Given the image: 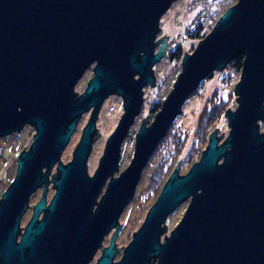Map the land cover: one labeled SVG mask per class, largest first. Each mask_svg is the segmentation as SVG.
Returning a JSON list of instances; mask_svg holds the SVG:
<instances>
[{"label": "water", "instance_id": "1", "mask_svg": "<svg viewBox=\"0 0 264 264\" xmlns=\"http://www.w3.org/2000/svg\"><path fill=\"white\" fill-rule=\"evenodd\" d=\"M175 1L0 0V138L25 125L35 128L2 195L0 229L6 219L15 222L8 248L30 194L41 187L18 248L37 247L39 255L63 264L89 261L113 230L97 264H264V0H237L183 55L173 88L148 125L143 118L132 158L119 170L121 144L141 111L144 87L155 84L153 66L164 56L166 42L156 51L167 39L156 41L159 20ZM236 59H242L241 80L233 90L236 109L225 111L228 136L220 142L216 128L185 174H179L180 161L174 166L113 262L118 221L156 146L202 81ZM91 67L92 77L77 94L74 87ZM112 94L123 98V113L90 175L96 120ZM86 112L64 164L61 155ZM50 181L55 192L47 204ZM188 199L170 235L159 241L165 219Z\"/></svg>", "mask_w": 264, "mask_h": 264}, {"label": "rangeland", "instance_id": "2", "mask_svg": "<svg viewBox=\"0 0 264 264\" xmlns=\"http://www.w3.org/2000/svg\"><path fill=\"white\" fill-rule=\"evenodd\" d=\"M237 0H177L175 1L167 12L160 18L159 27L160 30L156 35V41L166 36L165 41H158L156 51L160 49L162 43L166 42L164 48V56L159 62L153 66V73L155 77V84L146 85L143 89V100L141 111L136 116L133 125L130 126L128 134L123 140L121 147V153L119 158V170L122 171L130 162L135 144V134L138 130V126L145 118L146 123H150L155 113L151 109L156 104H161L167 94L173 88V84L181 71L182 59L171 61L168 59L169 51L175 50L177 47H181L183 53H191L195 49L199 41L210 32L216 21L219 19L218 14L230 5L236 3ZM232 6V5H231ZM201 27V33L199 38H193L190 35L194 33V29ZM91 68H89L83 77L78 81L75 91L77 94H81L85 89L88 79L92 76ZM241 80V71L234 70L233 66L225 67L221 71H216L210 78L205 79L198 86L197 90L184 102L182 106V112L171 124L169 131L165 137L161 140L151 158L149 159L146 167L142 172L141 179L135 189V194L131 202L123 210V213L119 219L120 229L117 232V243L120 248L118 252H122L125 247L132 241L133 233L137 232L143 224L148 209L153 205L158 197L160 188L164 185L165 181L169 178L174 171L177 163L179 162V174H185L189 168L196 162L201 156V153L205 150L209 135L216 128L219 131L216 133L220 138V142L223 143L228 136L229 126L228 118L225 116V111L230 108L231 112L234 111L238 105L235 101L237 96L235 94L234 87L236 83ZM221 104L223 113L215 122V127L209 132L205 133V136L201 139L199 131L197 129L201 115L207 110H210L212 106ZM123 113L122 99L120 96H109L105 99L97 120L96 129L99 134L95 136V139L90 149V155L87 159V168L90 175L93 174V170L98 165V159L102 155L105 142L108 136L116 127L119 120V116ZM89 112H86L81 118H79L77 128L72 133L70 141L64 149L60 162L64 164L68 163L72 159L73 151L78 139H80L82 129L86 126L87 118H89ZM260 132L264 131V122H260ZM35 128L31 125H25V127L12 134L0 138V153L6 149L8 157L5 154H0V186L4 187L12 178V174L15 170L14 158L18 155L17 151L25 147L24 150H28L32 141L33 134H35ZM179 142V144H177ZM13 164L9 166L10 163ZM165 166L166 172L162 177L161 184L156 188L153 187L156 183V176L159 168ZM56 172V166L50 173ZM118 172L114 174L117 176ZM51 180V179H50ZM163 183V184H162ZM154 188V189H153ZM105 189V186L101 190V193ZM162 189V188H161ZM52 181L49 183L48 198L52 196L53 192ZM42 189L40 188L37 196L40 198ZM51 198V197H50ZM189 200H186L180 206L168 215L165 219L166 233L171 231L182 217L185 207L188 205ZM115 232V231H113ZM111 233V237L114 233ZM111 237L105 239V245L110 244ZM115 237V238H116ZM115 240V239H114Z\"/></svg>", "mask_w": 264, "mask_h": 264}, {"label": "flooded vegetation", "instance_id": "3", "mask_svg": "<svg viewBox=\"0 0 264 264\" xmlns=\"http://www.w3.org/2000/svg\"><path fill=\"white\" fill-rule=\"evenodd\" d=\"M90 70H91V73L93 74L92 67ZM113 95H115V94H112L110 96H113ZM115 96H118V95H115ZM121 99H122V105H123V98L121 97ZM147 125H148V123H147ZM122 145L123 144H121V147H122ZM22 151H24V150L21 149L20 151H17L16 153H18V155L16 157H13L15 159L14 160L15 170H14V173L12 174L13 175L12 178L9 180V182L7 184H5L4 187L0 186V204H1L3 193L9 188L10 184L12 183V181L16 175L15 174L16 170H17V164L16 163H17L18 156L20 155V153ZM120 153H121V151H120ZM0 154L1 155L5 154L6 158L8 157V152H6V149H4L3 152ZM12 164H13V161H12V163L9 164V166ZM14 164H13V166H14ZM53 176H54V174L51 173L49 176V180L51 178H53ZM40 188L36 189L32 194H30L26 209L24 210V212L21 215H19L20 217H19V220L17 222V229L12 236V244H11V247H9V248L7 247V244L5 242H6V239L8 237V234L12 231L13 227L15 226V222L13 220L14 217H12L11 220L6 219V221H4L3 227H2V229H0V235H1L0 236V264H63L61 262L56 261L55 259H50L49 257L39 255L37 247L32 246L33 247L32 250H31V248H27V247H19L18 248V245L21 241V236L24 234L25 229L28 226V223L30 222V220L33 216L35 206L40 199V198L36 197ZM52 188H53V184H52ZM48 189H49V187H48ZM53 190H54L53 192H55L54 188H53ZM47 193H48V191H47ZM51 194L53 196V193H51ZM52 196H50V197L52 198ZM50 197L48 198V194H47V197H46L47 198V204L49 203V201L51 199ZM43 214H45V211H42L41 213L38 214L37 221H39L44 216ZM165 229H167V228H165ZM171 231L166 233V230H165L164 233L161 234L159 241L163 242V240H165V238L170 235ZM112 232H109V234L107 236H105V238L102 241V244L100 243L101 245L96 250L95 254L90 258L89 261H87L86 263H83V264H97L99 258L102 256L104 248L109 245V243L105 245V239L110 238ZM3 237H5V238H3ZM114 243H115V246L117 249V253L113 259V262L117 261L121 257V255L124 251L123 250L122 252H118L119 247H118V243H117V237L115 238ZM154 263L155 262H153L152 264H154ZM74 264H82V263L77 262Z\"/></svg>", "mask_w": 264, "mask_h": 264}, {"label": "trees", "instance_id": "4", "mask_svg": "<svg viewBox=\"0 0 264 264\" xmlns=\"http://www.w3.org/2000/svg\"><path fill=\"white\" fill-rule=\"evenodd\" d=\"M233 4L234 3H231L230 5H227V7L224 9V11L220 12L218 14V16L222 15L229 8V6H231ZM200 28L201 27L198 26L196 29H194V33H192L190 36L193 37V38H196V39L199 38L200 37V33H201ZM183 55H184V53H183L182 48L181 47H177L175 50L169 51L167 57L171 61H174V60L177 61L179 59H182ZM229 66H233L234 67V70H236L238 72L241 71L240 68L242 67V59H236V60L231 61L227 65V67H229ZM160 106H161L160 104H156L151 109V111L153 113H156L160 109ZM222 111H223L222 105L218 103V104L212 106L210 110H207V112H204L201 115V119L199 120V123H197L198 124L197 129L199 131V136L201 137V139L205 136V133L209 132L210 130L212 131V129H214L215 124H216L215 122L221 116V113H223ZM177 144H179V142ZM165 172H166L165 166H161L159 168V171L157 172L156 183H154V185H153L154 188L155 187L157 188L161 184V181L163 180L162 177L164 176V173ZM162 187H163V185H162ZM161 188H160V191H161ZM160 191H159V193H160Z\"/></svg>", "mask_w": 264, "mask_h": 264}]
</instances>
